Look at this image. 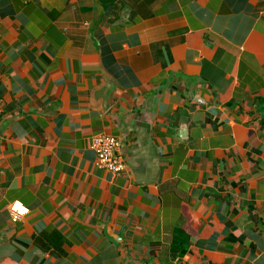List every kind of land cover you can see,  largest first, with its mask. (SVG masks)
I'll use <instances>...</instances> for the list:
<instances>
[{"label":"crops","instance_id":"crops-1","mask_svg":"<svg viewBox=\"0 0 264 264\" xmlns=\"http://www.w3.org/2000/svg\"><path fill=\"white\" fill-rule=\"evenodd\" d=\"M0 102V264H264V0H0Z\"/></svg>","mask_w":264,"mask_h":264},{"label":"built area","instance_id":"built-area-1","mask_svg":"<svg viewBox=\"0 0 264 264\" xmlns=\"http://www.w3.org/2000/svg\"><path fill=\"white\" fill-rule=\"evenodd\" d=\"M119 144V140L114 136L104 134L95 136L92 140L91 147L96 153V165L114 174L123 171L125 168V161L123 157L119 154ZM13 202L14 201L9 203L10 210L11 204ZM13 215L18 214L13 213ZM20 217L22 216H18L17 219H19Z\"/></svg>","mask_w":264,"mask_h":264},{"label":"trees","instance_id":"trees-1","mask_svg":"<svg viewBox=\"0 0 264 264\" xmlns=\"http://www.w3.org/2000/svg\"><path fill=\"white\" fill-rule=\"evenodd\" d=\"M188 237L182 231L176 234L172 243V253L177 256H182L187 250Z\"/></svg>","mask_w":264,"mask_h":264},{"label":"clouds","instance_id":"clouds-1","mask_svg":"<svg viewBox=\"0 0 264 264\" xmlns=\"http://www.w3.org/2000/svg\"><path fill=\"white\" fill-rule=\"evenodd\" d=\"M11 212L18 215H13V219H17L18 216H23L29 212V209L24 206L20 200H16L11 204Z\"/></svg>","mask_w":264,"mask_h":264}]
</instances>
